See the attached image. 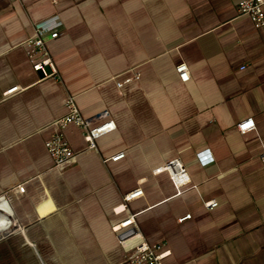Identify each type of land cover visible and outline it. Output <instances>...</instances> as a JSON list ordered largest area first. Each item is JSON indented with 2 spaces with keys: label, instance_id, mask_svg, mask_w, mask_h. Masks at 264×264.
Masks as SVG:
<instances>
[{
  "label": "crops",
  "instance_id": "0c3cea01",
  "mask_svg": "<svg viewBox=\"0 0 264 264\" xmlns=\"http://www.w3.org/2000/svg\"><path fill=\"white\" fill-rule=\"evenodd\" d=\"M239 1L0 0V218L12 223L0 264H128L141 240L120 244L112 227L130 215L170 252L162 264H264V33ZM55 15L63 27L47 46L61 82L33 72L25 45ZM69 94L92 127L116 128L89 150L69 126L76 161L54 169L46 143ZM173 159L191 179L180 195L156 173Z\"/></svg>",
  "mask_w": 264,
  "mask_h": 264
},
{
  "label": "built area",
  "instance_id": "2783aa9c",
  "mask_svg": "<svg viewBox=\"0 0 264 264\" xmlns=\"http://www.w3.org/2000/svg\"><path fill=\"white\" fill-rule=\"evenodd\" d=\"M237 12L239 16L248 18L254 25L256 30L264 33V0H241L237 4ZM63 24L58 15L52 16L44 21L33 25L32 34L25 41L26 55L33 72L41 75L42 80L52 79L55 82H61V77L57 67L48 50V42L59 38ZM176 73L182 82H187L190 79L189 69L185 63H181L176 67ZM140 74L134 73L131 77L124 80V83L133 80H139ZM123 83H117V87L121 88ZM19 88L15 87L7 92L5 96H11L17 92ZM65 114L54 120L51 124L53 131L46 143V150L52 160L54 169H61L75 163L77 153L73 151L69 142L66 139V130L69 126H76L84 131L88 138V149L96 150V141L113 132L115 124L113 121L100 124L92 127L91 124L83 118L76 103V97L69 94L65 100ZM237 129L241 135H245L255 129L252 119L246 120L238 124ZM202 157V155H200ZM124 157L123 153H119L104 162H117ZM261 163L264 167V151L260 155ZM165 172L168 174L177 194L191 185V179L186 166L179 159H173L166 165L157 170L156 173ZM14 192L24 193L23 186H17ZM143 196L141 189H136L124 196V202H131ZM207 210H213L218 207V202L215 200L204 203ZM5 207L0 197V212L4 211ZM191 215H186L178 219L179 223L190 220ZM9 220L0 218V228L5 225L6 233H10L11 224L5 223ZM112 232L115 234L117 241L123 244L135 237L140 238V242L135 246L134 254L127 259L128 264H162L169 256L170 252L163 249V245H150L143 238L139 228L136 225L134 216H128L120 224L112 227Z\"/></svg>",
  "mask_w": 264,
  "mask_h": 264
},
{
  "label": "rangeland",
  "instance_id": "374dc122",
  "mask_svg": "<svg viewBox=\"0 0 264 264\" xmlns=\"http://www.w3.org/2000/svg\"><path fill=\"white\" fill-rule=\"evenodd\" d=\"M175 249H176V251H177L178 256H177V254H176V256H177V258H178V257L181 256V253H180L181 249L179 248L178 245H177V247H176Z\"/></svg>",
  "mask_w": 264,
  "mask_h": 264
}]
</instances>
